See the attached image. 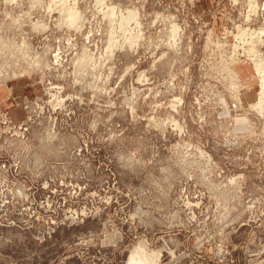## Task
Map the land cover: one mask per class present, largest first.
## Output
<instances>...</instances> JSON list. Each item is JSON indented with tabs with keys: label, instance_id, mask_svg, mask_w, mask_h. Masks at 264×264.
Listing matches in <instances>:
<instances>
[{
	"label": "rangeland",
	"instance_id": "1",
	"mask_svg": "<svg viewBox=\"0 0 264 264\" xmlns=\"http://www.w3.org/2000/svg\"><path fill=\"white\" fill-rule=\"evenodd\" d=\"M259 25L264 0H0V264H264L260 76L241 106L219 73Z\"/></svg>",
	"mask_w": 264,
	"mask_h": 264
},
{
	"label": "bare ground",
	"instance_id": "2",
	"mask_svg": "<svg viewBox=\"0 0 264 264\" xmlns=\"http://www.w3.org/2000/svg\"><path fill=\"white\" fill-rule=\"evenodd\" d=\"M250 3L252 4V1ZM248 19H249V17H248ZM173 27H175V26H172V28ZM238 28H240V26ZM175 29H178V28L176 27ZM172 30L175 31L174 28ZM234 38H235L236 42L240 44V47H243L242 48L243 53H246V56H248V58L252 60L253 67L256 70L257 76H258V74L260 76L259 79L261 81V84H259L260 90H259V93H258V98H257V100H256L255 103L249 105V108L259 109L258 111H260V109L262 108V105L264 104V57H261L260 56V54L257 51L256 47H254V45H255L254 43L255 42H259L258 44H261V45L264 44V27L263 26H260V27H258L255 30H251L248 27H244L242 30H240V31L237 32V35H234ZM245 46H246V48H244ZM236 51H238V50H236ZM238 55H239L238 52H234L233 51L232 60L229 61V62L228 61L222 62L221 63V67H220V69H221L220 72H221V74L224 73V72H226V73L230 72L231 79H233V80L235 79L234 80L235 81V85L232 86V87H230V88L235 89V93H234L235 94V98H236L235 101L239 104V103H242L241 102L242 101V94H241L242 85H241L240 80L238 79L237 75L231 69V66L233 65V63L236 62V60L238 58ZM259 95H261V96H259Z\"/></svg>",
	"mask_w": 264,
	"mask_h": 264
},
{
	"label": "built area",
	"instance_id": "3",
	"mask_svg": "<svg viewBox=\"0 0 264 264\" xmlns=\"http://www.w3.org/2000/svg\"><path fill=\"white\" fill-rule=\"evenodd\" d=\"M261 25H259L258 27H260ZM257 27V28H258ZM251 30H255V29H251ZM232 32V31H231ZM218 37V39H220L221 41H224V39H221V38H225V37H219V36H217ZM234 41H235V38H234ZM226 46V44L224 43V45L222 44V47H221V49H222V51H225L224 50V47ZM232 48V47H231ZM233 49V48H232ZM236 52H240L239 53V55H238V58H237V60H236V62L235 63H233V67H234V65L236 64V63H241V64H249L251 67H252V71H253V73H254V77H256L257 79H258V76H257V74H256V70L254 69V67H253V62H252V60L251 59H249L248 58V56H246V53H243V51L242 50H240V51H236ZM225 62V61H224ZM220 73V75L222 76V74H221V72H219ZM222 79H223V76H222ZM239 79V78H238ZM240 80H241V83H243V80H242V78L240 77ZM258 82H259V79H258ZM244 84V83H243ZM242 91H249L250 89H251V87L250 86H247V85H242ZM259 90H260V88H259ZM258 93H259V91H258ZM257 98H258V96H257ZM242 103H243V101H241ZM242 103H239L241 106H242ZM240 105H239V107H240ZM249 105L250 104H248L247 103V106H246V109H250L249 108ZM238 107V108H239ZM214 109H216V104L214 105ZM243 109H240L239 111H242ZM232 119V118H231ZM233 120V119H232ZM229 125V124H228Z\"/></svg>",
	"mask_w": 264,
	"mask_h": 264
},
{
	"label": "crops",
	"instance_id": "4",
	"mask_svg": "<svg viewBox=\"0 0 264 264\" xmlns=\"http://www.w3.org/2000/svg\"><path fill=\"white\" fill-rule=\"evenodd\" d=\"M239 66H242L243 68H244V70L246 71V74H244V76H242V75H240V77L242 78V80H243V83L245 84V85H247V86H250L251 87V89L249 90V91H243L242 93L244 94V95H246V93H250V95H251V90H252V82L249 80V78H247V76H249V74H251V71H252V67L249 65V64H241V63H239L238 65H237V67H239ZM243 95V96H244ZM243 96H242V101H243Z\"/></svg>",
	"mask_w": 264,
	"mask_h": 264
}]
</instances>
